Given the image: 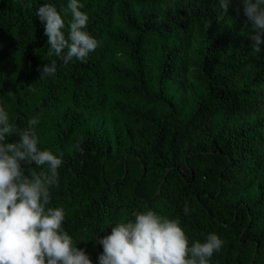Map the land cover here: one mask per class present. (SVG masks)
I'll list each match as a JSON object with an SVG mask.
<instances>
[{
  "label": "trees",
  "instance_id": "16d2710c",
  "mask_svg": "<svg viewBox=\"0 0 264 264\" xmlns=\"http://www.w3.org/2000/svg\"><path fill=\"white\" fill-rule=\"evenodd\" d=\"M143 2L136 16L124 9ZM68 3L0 0V107L17 127L38 118V147L63 161L48 207L63 208L76 247L99 264V239L150 209L178 219L189 246L217 234L209 264H264V43L253 52L240 0L223 14L219 0H81L98 46L65 64L49 55L36 12L52 4L67 37ZM115 6L127 31L117 43ZM116 48L129 66L106 76ZM52 61L55 74L40 77ZM109 99L140 108L124 110L106 139L88 124Z\"/></svg>",
  "mask_w": 264,
  "mask_h": 264
},
{
  "label": "clouds",
  "instance_id": "9594fccd",
  "mask_svg": "<svg viewBox=\"0 0 264 264\" xmlns=\"http://www.w3.org/2000/svg\"><path fill=\"white\" fill-rule=\"evenodd\" d=\"M233 0H219L226 13ZM243 13L256 29L251 37L253 52L264 43V0H240ZM79 0H69L68 35L65 22L52 4L41 5L36 16L44 24L49 55L55 54L65 64L74 58L86 62L97 40L84 29L88 16ZM238 13L240 8L235 9ZM66 50V51H65ZM42 76L55 74L52 61L38 66ZM34 117L21 128L10 122L0 107V264H92L85 250L76 247L73 238L62 228L65 212L48 207L50 188L58 185V168L63 161L51 151L38 147ZM18 139L10 141L8 137ZM81 150L82 149H79ZM42 168L33 171L28 166ZM184 213L190 209L185 202ZM103 248L99 264H209L222 245L217 234L209 233L203 242L189 241L178 219L173 220L152 210L133 213V218L116 223L110 234L99 239Z\"/></svg>",
  "mask_w": 264,
  "mask_h": 264
},
{
  "label": "rangeland",
  "instance_id": "374dc122",
  "mask_svg": "<svg viewBox=\"0 0 264 264\" xmlns=\"http://www.w3.org/2000/svg\"><path fill=\"white\" fill-rule=\"evenodd\" d=\"M79 3H81V0H79ZM124 9L126 12L130 13L132 16H136L139 12L145 11L149 9V5L147 2L143 3H133L124 5ZM121 12L120 7L115 6L114 11L112 13V23L109 30V34L112 37V40L117 43L116 38L118 35H126L127 31L124 27L122 21H121ZM173 43L169 42L167 44L168 47H170ZM129 64L125 60V58L122 55V51L120 49H115L114 55L110 62L107 65L106 69V76H111L114 71L117 70H124L126 67H128ZM109 88L112 91H116L117 89L122 88L121 86L110 84ZM140 108L137 107L136 103H128L124 101H119L115 99H109L106 103L105 109L103 112L98 116V118L92 120L88 124V128L95 129L98 132H101L102 136L106 139H109V135L111 134V131L113 129L114 124H121V117L126 109H135ZM259 117L258 114L255 115H244L241 117V119H245L248 122H252L253 118Z\"/></svg>",
  "mask_w": 264,
  "mask_h": 264
}]
</instances>
